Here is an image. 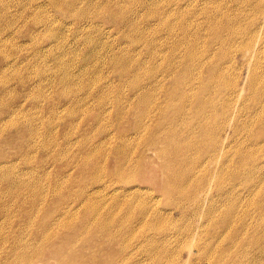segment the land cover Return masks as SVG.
I'll use <instances>...</instances> for the list:
<instances>
[{
    "label": "bare ground",
    "instance_id": "1",
    "mask_svg": "<svg viewBox=\"0 0 264 264\" xmlns=\"http://www.w3.org/2000/svg\"><path fill=\"white\" fill-rule=\"evenodd\" d=\"M78 1L91 4L79 8ZM244 1L234 0L237 7L236 12H232L231 20L227 0H168L162 8L156 10L155 17L161 25L154 29L148 26V20H142L148 17V4L145 0H62L60 6L63 10L83 19L97 16L106 8L109 10L107 15H112L111 19L120 24L121 39H128V32L135 34L129 36L130 43L125 39L126 43L135 45L132 50L128 48L129 44L127 46L119 42L117 49L110 46L113 67L124 76L125 82H129L132 92L129 98H124L125 102L123 97L117 98L116 113L122 115L132 109L135 114L133 136L143 139L146 147L159 148L163 167L166 168L165 182L161 186L168 196L179 197L172 210L175 212L179 209L181 215L187 216L189 212L196 214V211L203 208L208 218L205 226H210L208 230H201L195 235L191 228L181 230L175 225L161 224L164 218H160L162 216L153 210L154 216L148 220L146 217L141 218L148 234L143 232L133 245L132 230L122 220H116L113 210L122 203L129 206L133 193L138 189H132V184L122 189L121 193L116 192L121 186L114 189L113 193L117 195L110 197L111 209L104 212L101 209L103 201L99 203L93 200V194L104 186L97 184L99 178L96 180L94 175L96 166L94 164L93 170L86 159L99 152L91 153L92 147L86 141H83L85 145L80 141L81 150L75 156L78 159H75L76 164L80 160L79 173L75 176L65 174L64 177V172L62 175L51 176L44 165L38 167L28 163L29 158L24 161L28 165L25 174L14 168L12 163L0 166V176L7 184L3 192L0 188V196L8 197L20 205H26L24 199L28 198L27 204H30L31 211L27 214L22 211L20 214L24 221L22 223L26 224L25 228L32 233L27 238L14 236L7 254L0 257L3 258L0 264H35L43 260L47 252L59 258L62 264H84L85 260L93 264H123L121 258L128 257V253L133 254L134 248L146 253L153 264H161L162 261L168 264L171 257L182 256V249L175 247L180 240L177 237L182 236L188 244L187 260H192L191 264H264V69L257 70L260 64L257 61L264 55V8L258 7L261 16L250 20L248 33L252 32V41L242 47L240 43L237 44L242 33L238 13ZM103 2L108 5H103ZM169 9L176 10V13ZM2 10L1 6L0 41L5 39L4 33L7 31L4 27L7 16ZM173 15L179 17L176 25L170 17ZM196 16L202 19L198 20ZM174 26L178 27V33H175ZM93 28L97 29V25ZM148 29L151 30L150 39ZM58 43L55 40V44ZM59 45L61 47L56 49L60 53L56 57L53 54V60L61 57L58 59V68L63 73L59 78L63 82L64 79L68 81L69 76L65 75L63 68L66 65L62 56L74 53L64 50L62 43ZM120 46L123 47L120 48L121 54L117 52ZM139 46L144 51L140 56H135L138 55L135 51ZM237 55L244 59L240 69L247 66L248 75L254 70L243 86L239 85L242 71L235 72L234 59ZM91 56L90 51L85 54L81 68L88 65L86 59ZM148 56L152 57L149 61ZM100 57L97 56L96 60L99 61ZM100 80L98 83L103 84ZM85 82H89V79ZM101 84L97 85L103 90L107 87L110 90L118 88L120 93V82L113 85L107 81L106 86ZM3 85L8 87L5 83ZM160 96L163 97L161 102L158 100ZM156 98L158 101L155 102ZM100 100L103 102L104 98ZM149 106L157 115L156 121L148 129L145 119L148 118ZM224 120H228L225 125L222 124ZM15 123V120H11L6 125H0V131L13 127ZM34 133L41 135V131L35 130ZM42 135L48 143V148L43 150L47 151L45 153L51 156L58 154L60 157V151L68 153L65 144L56 140L50 123ZM126 138L121 137L118 149L115 145L111 150L116 159V169L113 171L117 179L122 177L126 168L124 157L130 144ZM121 144L122 150L119 149ZM196 151L200 157L194 161L192 157ZM205 152H209L207 158H203ZM191 163L199 164L204 173L202 179L190 182V172L183 169V166L192 171ZM212 176L216 182V197L227 200L222 210L208 193ZM110 186L108 184L104 189ZM237 186H245L246 190L241 192V189H236ZM51 202L54 206L51 218L39 221L36 214L43 217L48 213H45V209ZM239 205H251L255 217L245 218L244 215L250 212L247 209L237 210ZM8 207L9 203L6 208L11 209ZM40 209L43 212L39 213ZM107 213L109 216L105 217ZM142 215H146L145 211ZM80 216V227L76 228L68 243L63 241L55 247L58 232L73 227ZM105 237L112 242L110 245L105 244ZM0 239L2 243L10 240L8 236L2 235ZM114 242L118 245L117 251L113 250V254L104 258V252L107 251L105 245L113 248ZM66 245L64 252H61V247ZM82 248L86 252L76 254V250ZM99 254L102 255V261L96 260ZM194 254L195 258H192ZM167 257V261L161 260ZM169 264H179V260Z\"/></svg>",
    "mask_w": 264,
    "mask_h": 264
},
{
    "label": "rangeland",
    "instance_id": "2",
    "mask_svg": "<svg viewBox=\"0 0 264 264\" xmlns=\"http://www.w3.org/2000/svg\"><path fill=\"white\" fill-rule=\"evenodd\" d=\"M61 2L62 0H57L56 2H52L51 0L0 1V5L3 7L2 11H5L3 13L7 16L6 25H4V27L7 28V31L4 33L5 39L0 41V122L2 121L0 125H6V123H10L11 120L16 121L13 127H6L0 131V166H6L12 163L14 168L22 170L21 172L25 174L28 165L24 161L26 158H29L30 162L28 163H31L33 166L38 165V167L44 165V168L51 176H55L56 174L62 175V172H64L62 175L64 177H66L65 174L75 176L79 173L80 163L79 160L76 164L75 156L76 154L78 155L81 150L80 141H86L87 145L92 147L91 153L99 152L97 153L98 156L95 154L91 156V158H86L88 159V163L92 165L93 170H95L93 168L94 164L96 166L94 175L96 180L99 178L97 184L102 187L111 184L110 187L105 189L104 187H100L98 189L99 192L93 194L94 201H103L101 209H104V212L111 209L109 202L110 197L117 195V193H113L114 189L121 186L122 188L120 187V190L116 191L121 193L122 189L131 186V184L133 186L132 189H138L133 193L134 196L129 206L122 203L119 205L120 207L113 210L116 214V220L118 222L122 220L123 223L132 230V235L134 234L131 238L133 245L135 239L138 240L143 232L148 234V229L145 228L143 219L141 218L146 217L148 220V218L154 216L153 210L157 211L159 216H162L160 218H164L162 220L163 223L160 222L161 224L175 225V227L181 230L191 228L190 230L195 235H198L201 230H208L210 225L206 224L205 226L208 218H206V213L203 208L200 211H196V214H191L189 212L187 216L181 215L178 212L179 209L175 210V212L173 211L174 209L172 210V208L175 207V202L179 201V197L168 196L161 186L162 182H165L166 168L163 167L162 158L158 151L159 148L156 147V149H154L152 146L146 147L147 144L142 141L143 139H140V141L136 138V135L133 136V120L135 114H133L134 112L132 109L127 110V112L122 115L116 113L115 105L117 98L123 97V102H125L124 98H129L132 92L128 85L129 82H125L123 80L124 76L115 71L113 67L110 46L117 49L118 42L122 45L127 44L128 46L130 43L129 36L135 34L128 32V29L123 27V30L128 32V39L127 37L121 39V31H119L121 29L118 26L120 24H118L115 19H111L112 15H107L109 10H106L105 7H103L105 9H103L99 15H92V17L83 19L63 10L61 8L62 6H60ZM167 2L168 0H145V3L148 4V17L142 20H148V26H150V28L153 27L155 29V27L161 25L155 17L156 10L162 8ZM87 4L78 1L79 8H84ZM103 5H108V3L103 2ZM111 5L112 3L110 6ZM227 5L231 11L228 12V14L232 20V12H236L235 9L237 5L234 3V0H227ZM141 6L143 5L141 4ZM258 7L261 9L264 8V0H245L239 7L238 14L241 19L242 33L240 38H238L239 42L237 44L240 43L242 47H244L246 42L249 43L252 41V32L248 33V29L251 28L249 27V22L261 16L258 12ZM169 10L176 13L174 9ZM170 17L173 20V24L176 25L179 21V17L176 18V15ZM196 17L198 20L202 19L201 16ZM246 24L247 27H245ZM255 24L256 21L254 22V25ZM94 25H97L99 31L93 28L95 27ZM174 28L175 33H178V27L174 26ZM53 35H55V37H53ZM150 37L151 30L148 29V39H150ZM125 39L129 43H126ZM55 40L64 45V50H70L74 53H65L62 56L66 65L65 68H63L65 69V75L67 74L69 76L68 81L64 79L63 82H61L59 79L63 75L58 68L60 65L58 59L61 57L55 61L53 60V54H55L54 57L58 56L57 53H60V50L56 48L61 47V45H59V43L55 44ZM161 41L164 40L161 39ZM134 46L129 44L128 48L132 50ZM162 46L164 47V42ZM120 48L123 47L120 46L117 52L121 54ZM89 51L92 56L86 59L88 65L83 69L81 68V64L84 65L83 59L85 54L87 55ZM143 51L144 49L142 46L137 47V51L135 52L138 53V55L135 54V56H140ZM74 55H76V57ZM97 56H101L99 58L100 62L96 60ZM6 59H8V61H6ZM151 59L152 57L148 56V61ZM243 62L244 59H242V56L237 55V58L234 59V64L236 66L235 72L242 71V78L239 82V85L242 86L246 84L247 80L254 72L253 70V72H250L248 75L247 66L240 69ZM257 62L260 63L257 70L264 69V55H261ZM255 65L253 68H255ZM45 70L46 72H41ZM88 79L89 82H85ZM99 79H101L100 81L103 82V84L98 83ZM105 80L113 85L120 82V93L118 88H116V90L114 88L110 90L107 87L103 90L97 85L101 84L102 86H106L107 81ZM3 82L8 87L5 88ZM100 98H104V101L101 102ZM132 99L135 101L134 98ZM154 100L155 102L158 100L161 102L163 101V97L160 96L158 100L157 98ZM156 115L154 109L149 106L148 118L145 119V125H148V129L156 121ZM221 122L222 120L218 122V124ZM227 122L228 120L222 124L225 125ZM49 123L50 128L56 136V140L65 144L64 146L68 151V153H64V151L62 153V151H60L61 157L57 154L59 159L56 158L57 155H52L54 156L53 158L50 153H45L47 151H43L48 148V143L42 134H44ZM35 130L38 132L41 131V135H36L34 133ZM121 137H127L126 140L130 141V144L127 148V154L124 157L126 160L125 171L122 177L117 179L113 171L116 169V159L111 150L115 145H117L118 149V144L122 141L120 139ZM83 143L85 145V142ZM119 149L122 150V144ZM204 151H207V149ZM208 156L209 152H205L203 158H207ZM199 157L200 155H198L197 151L194 152L192 157L194 161L195 159L199 160ZM42 161L43 164H41ZM196 164L191 163L192 171L183 166V169L190 172V182L194 179L197 181L204 177V173L202 174L199 164ZM85 180H89V177L88 179L85 178ZM206 183H208V181ZM191 185H193V183H191ZM6 186V181L0 176V188H2V192ZM202 187H204V185ZM209 187L210 190L208 193L215 198L214 200L220 205L219 209L222 210L227 200L223 197H216V182L214 178L211 179ZM236 189H241L240 191L242 192V190H246V187L237 186ZM27 200L28 198L24 199L26 205H20L19 203L10 201L8 197L3 198L0 196V235L10 238L8 243H2L0 239V257L7 254L11 239L14 236L27 238L28 235L32 234L29 229L25 228L26 224L22 223L24 221H22L23 218L20 214L22 211L23 214L29 212L30 204H27ZM7 203L10 204L8 208L11 209L6 208ZM188 207L190 211L191 205L189 204ZM52 208H54V206L51 202L45 209V213H48L43 217L41 214H36V218H38L39 221L42 218H51ZM245 209L250 212L249 215H244L245 218L255 217L251 205H249V207L239 205L237 208V210ZM143 211H145V216L142 215ZM41 212H43L42 209L39 210V213ZM107 215L108 213L104 216L107 217ZM80 218L81 216L76 219V224L73 227L58 232V235L55 236V247H57L58 243L63 241H67L68 243L70 236H73L74 231L76 232V228L80 227ZM153 220H155V218H153ZM37 224L39 226L38 221ZM171 228H173V226ZM105 238V244L109 243L110 245L112 242L109 241L108 237ZM177 239L180 240L175 247L178 246L182 249V256L179 258L171 257L170 262L177 263L179 260V264H191L192 260L191 262L187 260L188 244H186V240H184L183 236L180 238L177 237ZM191 243L192 246H194L193 240ZM109 245H105L104 247L107 249V251L104 252V258L107 255L113 254V250L117 251L118 245L115 242L113 248H110ZM66 247L67 245L62 246L61 252H64ZM51 249L53 250V248ZM83 251V248L76 250V254L83 253ZM128 252H131V250H128ZM133 254L128 253V257L126 258H121V255L118 256V259L121 258L123 264H153L148 260V255L138 248H134ZM52 257L53 255L47 252L44 254L43 260L38 261V263L35 262V264L63 263H61L59 258ZM168 257L162 258L161 260L167 261ZM192 258H195V254ZM1 259L3 258H0V260ZM96 260L102 261V255L99 254ZM86 262L88 264H93L86 260L84 264H87ZM170 262H168V264ZM161 264H164V261H162Z\"/></svg>",
    "mask_w": 264,
    "mask_h": 264
}]
</instances>
